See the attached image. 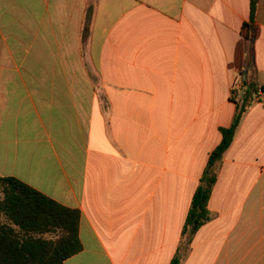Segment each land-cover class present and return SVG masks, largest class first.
Wrapping results in <instances>:
<instances>
[{
  "label": "crops",
  "instance_id": "1",
  "mask_svg": "<svg viewBox=\"0 0 264 264\" xmlns=\"http://www.w3.org/2000/svg\"><path fill=\"white\" fill-rule=\"evenodd\" d=\"M0 0V178L80 213L64 264H170L235 82L264 89V0ZM244 85V87H245ZM182 264H264V101Z\"/></svg>",
  "mask_w": 264,
  "mask_h": 264
},
{
  "label": "trees",
  "instance_id": "2",
  "mask_svg": "<svg viewBox=\"0 0 264 264\" xmlns=\"http://www.w3.org/2000/svg\"><path fill=\"white\" fill-rule=\"evenodd\" d=\"M255 10L256 0H250V25L245 32L255 29ZM256 86L254 81L246 83L231 125L220 130L221 142L208 157L183 226V243L170 264H182L196 232L214 217L208 201ZM79 221V211L63 207L14 178H0V264H64L81 251Z\"/></svg>",
  "mask_w": 264,
  "mask_h": 264
},
{
  "label": "built area",
  "instance_id": "3",
  "mask_svg": "<svg viewBox=\"0 0 264 264\" xmlns=\"http://www.w3.org/2000/svg\"><path fill=\"white\" fill-rule=\"evenodd\" d=\"M245 87L244 84L239 80L234 83L231 98L235 103H239L244 95ZM254 102L264 101V89L258 87L253 97Z\"/></svg>",
  "mask_w": 264,
  "mask_h": 264
}]
</instances>
